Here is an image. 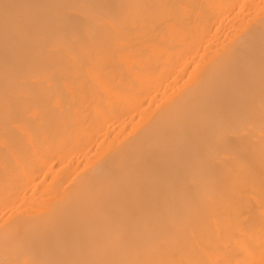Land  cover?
I'll use <instances>...</instances> for the list:
<instances>
[{
	"label": "bare ground",
	"instance_id": "obj_1",
	"mask_svg": "<svg viewBox=\"0 0 264 264\" xmlns=\"http://www.w3.org/2000/svg\"><path fill=\"white\" fill-rule=\"evenodd\" d=\"M0 264H264V0H0Z\"/></svg>",
	"mask_w": 264,
	"mask_h": 264
}]
</instances>
